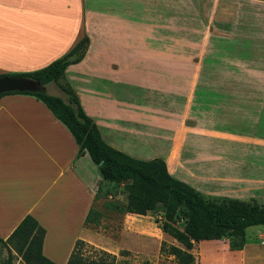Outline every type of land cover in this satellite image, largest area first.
Returning <instances> with one entry per match:
<instances>
[{
    "label": "crops",
    "instance_id": "0c3cea01",
    "mask_svg": "<svg viewBox=\"0 0 264 264\" xmlns=\"http://www.w3.org/2000/svg\"><path fill=\"white\" fill-rule=\"evenodd\" d=\"M248 7L250 31L235 37L233 49L259 77L264 0H249ZM129 8V0H0V75L43 69L87 36L85 58L66 69L65 80L107 144L136 159H163L174 178L206 197L264 203V79L236 80L233 94L218 97L210 109L208 98L191 94L193 77L183 75L193 66L173 63L176 49L145 48L139 29L145 19L131 22ZM131 25L137 29L132 37ZM131 39H138L133 47ZM130 81L155 90L159 108L134 111L107 90ZM89 159L41 101L23 94L1 97L0 238L30 215L46 230L43 254L66 264L77 240L94 243L90 236L80 238L82 230L101 238L85 224L91 210L126 221L145 217L126 212V196H104L107 182ZM193 244V264H264V227L246 232L241 250H231L226 239Z\"/></svg>",
    "mask_w": 264,
    "mask_h": 264
},
{
    "label": "trees",
    "instance_id": "16d2710c",
    "mask_svg": "<svg viewBox=\"0 0 264 264\" xmlns=\"http://www.w3.org/2000/svg\"><path fill=\"white\" fill-rule=\"evenodd\" d=\"M90 40L84 36L62 58L49 66L24 74H1L0 77L30 78L43 86L50 83L59 85L65 97L40 93L23 94L35 97L70 131L79 148V154H88L98 167L103 181L120 185L126 196V212L146 216L151 212L161 214V231L187 250L171 245L161 251L173 256L178 264H193V242L208 240L229 241L230 249L241 250L246 242V232L251 227H264V203L257 200H238L206 197L190 185L174 178L167 163L161 158L140 160L133 158L107 144L96 123L81 106L71 85L65 80V71L71 65L79 64L87 53ZM101 188V191L106 190ZM104 196L115 193L106 190ZM102 213L91 210L85 224H99ZM46 230L32 216H26L14 232L7 238H0L6 249L22 256L25 264H55L43 254ZM88 245L77 240L66 264H117V256L105 250L88 245L90 254L84 247ZM2 252L0 251V257ZM11 256L4 264H11Z\"/></svg>",
    "mask_w": 264,
    "mask_h": 264
},
{
    "label": "rangeland",
    "instance_id": "374dc122",
    "mask_svg": "<svg viewBox=\"0 0 264 264\" xmlns=\"http://www.w3.org/2000/svg\"><path fill=\"white\" fill-rule=\"evenodd\" d=\"M129 3L128 15L131 22L138 16L145 19V25L139 27L140 38L141 35L145 37L143 46L176 49V56H172L173 63L193 66L192 71L183 75L193 77L191 94L196 100L208 98L210 109L216 107L218 97L233 94L236 80L241 83L264 79V76L258 77L259 73L250 69L248 62L241 64L233 49L235 37L250 31L249 0H129ZM138 5L142 8L141 12L137 9ZM134 28L136 25H131V37L133 32L136 33L137 29ZM137 40H130L131 47ZM140 42L143 41L140 39ZM135 67L134 64L130 65L133 70H136ZM130 74H136L135 80L138 81L135 71ZM80 88L84 90L86 86L80 84ZM98 88L104 92L106 90L101 85ZM107 90L117 96V99L129 101L131 107L136 108L134 111H137L138 106L142 109L149 108L148 111L151 112L159 108L158 93L152 88L138 85L137 82L130 81L123 86L108 87ZM46 92L65 97L56 83L48 84ZM171 123L176 125L175 122ZM92 165L100 175L98 167L93 163ZM105 187L102 185V190ZM106 188L115 195L119 193L120 200L125 198L122 186L110 184ZM114 215L103 216L97 228L91 229L101 238H96L84 230L81 231L80 238L90 236L97 244L87 241L86 243L116 255L117 264H178L173 256L161 251L163 244L164 248L168 249L173 240L161 231L159 212H151L145 217L129 218L127 221L119 219L120 215L117 213ZM126 226L131 228L132 232L125 230ZM135 227L140 230H135ZM261 227L263 226L249 228L247 235ZM134 230L136 232H133ZM88 245L84 247L86 255L91 252ZM0 251V264H4L10 256L11 264H25L21 255L13 250L10 253L1 244Z\"/></svg>",
    "mask_w": 264,
    "mask_h": 264
},
{
    "label": "water",
    "instance_id": "95a60500",
    "mask_svg": "<svg viewBox=\"0 0 264 264\" xmlns=\"http://www.w3.org/2000/svg\"><path fill=\"white\" fill-rule=\"evenodd\" d=\"M45 90V86L30 78L0 77V95L13 92L40 93Z\"/></svg>",
    "mask_w": 264,
    "mask_h": 264
}]
</instances>
